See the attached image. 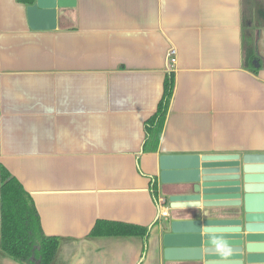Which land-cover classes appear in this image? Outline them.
Instances as JSON below:
<instances>
[{"label": "crops", "instance_id": "1", "mask_svg": "<svg viewBox=\"0 0 264 264\" xmlns=\"http://www.w3.org/2000/svg\"><path fill=\"white\" fill-rule=\"evenodd\" d=\"M27 6L0 0V166L59 239L51 264H194L166 260L163 239L196 211L163 200L195 158L264 154V0H75L54 28ZM98 220L148 227L143 256L140 237H89ZM0 264L19 263L0 251Z\"/></svg>", "mask_w": 264, "mask_h": 264}, {"label": "water", "instance_id": "2", "mask_svg": "<svg viewBox=\"0 0 264 264\" xmlns=\"http://www.w3.org/2000/svg\"><path fill=\"white\" fill-rule=\"evenodd\" d=\"M75 0H35L28 19L39 16L54 28L56 9ZM189 187L167 196L169 210H195L194 219L172 222L164 258L194 264H264V154L195 158ZM165 174L161 182L164 184ZM246 233L243 236V233Z\"/></svg>", "mask_w": 264, "mask_h": 264}, {"label": "trees", "instance_id": "3", "mask_svg": "<svg viewBox=\"0 0 264 264\" xmlns=\"http://www.w3.org/2000/svg\"><path fill=\"white\" fill-rule=\"evenodd\" d=\"M32 5L34 0H17ZM247 48H251L250 44ZM252 63L254 56L250 55ZM249 55L246 54V58ZM174 90V74L168 73L164 80V93L157 110L145 123L143 150L155 152L158 147L168 107ZM151 195L158 202L156 181L151 185ZM150 233L148 227L98 220L89 237H140L143 241L142 256L146 250ZM59 239L46 236L40 226V219L31 196L21 184L0 166V251L19 264H51L58 249Z\"/></svg>", "mask_w": 264, "mask_h": 264}, {"label": "built area", "instance_id": "4", "mask_svg": "<svg viewBox=\"0 0 264 264\" xmlns=\"http://www.w3.org/2000/svg\"><path fill=\"white\" fill-rule=\"evenodd\" d=\"M168 60H169L170 64H172V65L176 63V52L174 49L170 50V52L168 54Z\"/></svg>", "mask_w": 264, "mask_h": 264}]
</instances>
